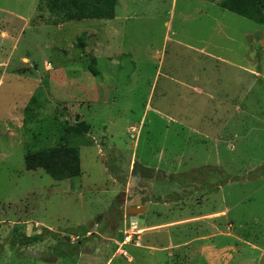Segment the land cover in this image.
<instances>
[{"label":"rangeland","instance_id":"rangeland-1","mask_svg":"<svg viewBox=\"0 0 264 264\" xmlns=\"http://www.w3.org/2000/svg\"><path fill=\"white\" fill-rule=\"evenodd\" d=\"M222 1L0 0V264H264V26ZM80 122L78 178L25 170Z\"/></svg>","mask_w":264,"mask_h":264},{"label":"trees","instance_id":"trees-1","mask_svg":"<svg viewBox=\"0 0 264 264\" xmlns=\"http://www.w3.org/2000/svg\"><path fill=\"white\" fill-rule=\"evenodd\" d=\"M50 11L62 13L68 21H111L115 18L116 0H46ZM220 8L241 18L264 26V0H223ZM85 35L79 42L83 44ZM95 59L91 64H95ZM91 69V68H90ZM97 74V73H95ZM33 104L30 102L29 106ZM29 106L25 108L27 112ZM84 122L65 127L61 135L62 144L27 152L24 156V168L28 172L42 170L54 181L78 178L81 175L79 149L72 146L73 138H81L89 131ZM68 139L70 142L68 143ZM87 233V232H85ZM39 236L25 238V244L34 243Z\"/></svg>","mask_w":264,"mask_h":264},{"label":"water","instance_id":"water-1","mask_svg":"<svg viewBox=\"0 0 264 264\" xmlns=\"http://www.w3.org/2000/svg\"><path fill=\"white\" fill-rule=\"evenodd\" d=\"M145 207L134 208L130 207L126 213L125 217L131 220V224H136V229H143V222H144V212Z\"/></svg>","mask_w":264,"mask_h":264},{"label":"crops","instance_id":"crops-1","mask_svg":"<svg viewBox=\"0 0 264 264\" xmlns=\"http://www.w3.org/2000/svg\"><path fill=\"white\" fill-rule=\"evenodd\" d=\"M144 225H145V217H144L143 227H144ZM159 227H162V226H154L152 229L159 228ZM134 234H136V233H134ZM128 244H130V243H128ZM128 244L126 243L124 245H128ZM111 261H112L111 259L110 260H107L104 264H111Z\"/></svg>","mask_w":264,"mask_h":264},{"label":"built area","instance_id":"built-area-1","mask_svg":"<svg viewBox=\"0 0 264 264\" xmlns=\"http://www.w3.org/2000/svg\"><path fill=\"white\" fill-rule=\"evenodd\" d=\"M131 236H132V234L128 233L127 236H126V238L124 239L123 244L130 243Z\"/></svg>","mask_w":264,"mask_h":264},{"label":"clouds","instance_id":"clouds-1","mask_svg":"<svg viewBox=\"0 0 264 264\" xmlns=\"http://www.w3.org/2000/svg\"><path fill=\"white\" fill-rule=\"evenodd\" d=\"M128 244V243H127Z\"/></svg>","mask_w":264,"mask_h":264}]
</instances>
